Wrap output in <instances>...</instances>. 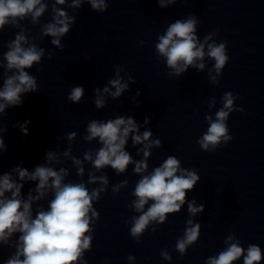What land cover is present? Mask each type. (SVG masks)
<instances>
[{"label":"clouds","instance_id":"clouds-1","mask_svg":"<svg viewBox=\"0 0 264 264\" xmlns=\"http://www.w3.org/2000/svg\"><path fill=\"white\" fill-rule=\"evenodd\" d=\"M161 8L175 5L179 0H156ZM88 3L97 13L106 12L108 0H54L51 5L50 22L41 25L39 39L51 37V44L63 50L61 43L76 22L78 10ZM48 0H0V33L6 26L18 28L15 39L10 40L7 51L0 58V69H3V84L0 87V159L7 150L3 134L7 127L2 123L9 107L23 105V96L40 90L37 77L28 70L41 64L46 50L38 46L36 37L31 31L21 25V21L30 19L32 25H40L42 16L49 11ZM73 10L69 15L62 7ZM201 21L195 15L184 19H177L168 25L164 34L158 36L155 51L158 59H163L169 70L167 75L181 77L188 69L194 68L203 72L206 61L214 64L207 68L209 83L219 85L223 69L229 61L227 42L217 43L219 30L210 32L201 40L198 35V25ZM143 45V41L140 42ZM53 53H47L51 60ZM114 77L108 80L102 89H94L93 103L97 110L106 106L107 99H119L130 84L136 80L128 75H121L124 71L120 65L114 66ZM37 72L42 71L36 68ZM114 89V90H113ZM85 89L81 85L73 86L67 95V100L73 104L82 102ZM139 90L132 97L133 104L139 107L137 97ZM239 97L231 92H224L221 107L215 116L205 114L209 125L197 140L200 148L206 152H215L221 146L227 145L233 137L229 134L228 119L234 111L243 112L242 107L236 106ZM216 99H210L208 107L214 108ZM14 125L20 128L24 136L28 135V124ZM151 119L145 117L144 124H139L132 116L120 115L107 120H90L85 128L82 139L91 144L96 141L100 147L89 148L83 157L72 154L73 142L78 133L66 134L69 142L66 149L61 151L59 146L55 150L45 152L44 161L36 165L32 171L21 165L9 172L0 174V246H8L15 251L4 261V264H88L85 252L91 251L95 233V225L100 220V213L94 203L107 194L109 178L104 169L110 167L117 175L127 172L130 165H134L133 173L140 179L130 193L134 197L128 205L137 215H133L126 223L130 224V236L140 243L141 237L151 228L155 233L157 226L166 223L168 216L179 213L187 205L189 218L186 220L185 231L178 238L175 250L180 256L186 255L190 246L196 244L200 238L201 225L194 222V217L205 211L204 203L197 204L196 198L189 200L188 193L195 189L200 182L198 170L182 167L181 160L169 155L157 167L149 172V158L152 149L162 147L159 138H153L150 128L140 131L144 125H149ZM131 139L132 146L137 148L136 160L126 150ZM67 161L76 169L79 182L66 179L70 176V169L59 167ZM85 163L92 166L87 172V182H84ZM97 173H100L97 175ZM36 182L34 188L28 190L27 198L22 195L26 182ZM127 179L112 186L111 191L117 194L128 186ZM89 185H99L89 188ZM52 198L45 209L39 202ZM151 201V203H149ZM37 207L34 209L33 205ZM147 206V207H146ZM18 235V238H16ZM225 248L217 255L209 256L205 264H236L243 258V264H261L264 260V250L257 244H249L247 248L241 246L234 231L230 232L223 241ZM165 261H171L172 256L165 249L160 253ZM135 256L129 255V264H135ZM107 264V258H105Z\"/></svg>","mask_w":264,"mask_h":264}]
</instances>
